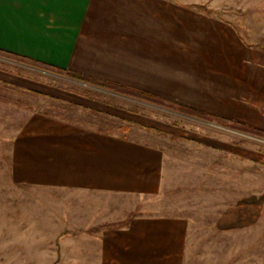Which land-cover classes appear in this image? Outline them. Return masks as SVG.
I'll list each match as a JSON object with an SVG mask.
<instances>
[{"label":"rangeland","instance_id":"374dc122","mask_svg":"<svg viewBox=\"0 0 264 264\" xmlns=\"http://www.w3.org/2000/svg\"><path fill=\"white\" fill-rule=\"evenodd\" d=\"M138 1L137 14L149 22V41L157 37L164 53L163 80L148 88L170 103L264 127V0ZM17 76L39 79L46 89L89 91L98 101L93 105L100 108L101 127L140 120L161 128L175 189L148 199L33 193L8 181L7 137L20 110L55 109L64 102L0 85V264H80L75 253L80 223L99 221L110 210L118 220L128 207L143 206L186 218L183 264H264L263 136L0 55V78ZM170 130L179 138H171Z\"/></svg>","mask_w":264,"mask_h":264},{"label":"crops","instance_id":"0c3cea01","mask_svg":"<svg viewBox=\"0 0 264 264\" xmlns=\"http://www.w3.org/2000/svg\"><path fill=\"white\" fill-rule=\"evenodd\" d=\"M139 4L138 0H0V50L167 101L148 88L163 80L164 53L157 37L149 41V22L146 15L137 14ZM125 5L133 6L134 12L126 13ZM0 85L64 102L55 109L20 110L21 118L7 137L8 181L33 193H105L148 199L174 193L169 145L161 128L140 120L131 126L101 127L100 108L93 105L96 97L72 87L61 88L67 92L46 89L41 80L27 76L1 77ZM106 105L112 106L108 101ZM177 105L225 119L191 104ZM127 112L140 117L135 111ZM249 126L264 131L262 126ZM169 133L179 138L174 131ZM114 211L99 221L79 224L77 262L183 264L184 216L153 213L143 206L139 211L128 207L116 220Z\"/></svg>","mask_w":264,"mask_h":264},{"label":"trees","instance_id":"16d2710c","mask_svg":"<svg viewBox=\"0 0 264 264\" xmlns=\"http://www.w3.org/2000/svg\"><path fill=\"white\" fill-rule=\"evenodd\" d=\"M0 55L12 58L13 60L20 61V62L21 61H27L32 66L42 67V68H45V69H48V70H51V71H55V72L60 73V74H66V75H69L70 77H73V78H76V79H79V80H83V81H86V82H90V83H92L94 85H98L100 87L109 89V90H111L113 92H116V93H119V94H122V95H125V96H130V97H134V98H137V99H142V100H145V101H148V102L161 104V105L165 104V105L169 106V105L172 104L171 106H175L178 111H182V112L187 113L189 115H193V116H196L198 118L213 119V120H215V121H217V122H219L221 124H226L227 126L229 125L230 127L237 128V129H240V130H243V131H247V132L253 133L255 135H260V136L264 137V131L261 130V129H258L256 127H252V126L245 125V124L238 123V122L226 121L225 119H221V118L212 116L210 114L203 113L201 111L195 110V109L190 108V107L173 104V103L164 101V100L156 97L155 95L149 94V93L144 92V91L136 90V89H133V88L127 87V86L117 85L115 83H111V82H108V81H103L101 79L93 78V77L87 76L85 74H81V73L70 71V70L55 69V68H52V67H45V66H43L41 64H37V63L31 62V61L25 59L24 57H22L20 55H17V54H14V53H11L9 51L0 50ZM81 93L86 94V95H90L91 94L87 90L81 91Z\"/></svg>","mask_w":264,"mask_h":264}]
</instances>
